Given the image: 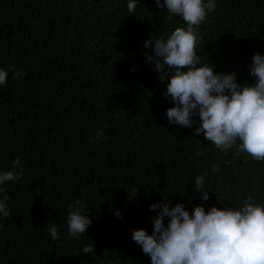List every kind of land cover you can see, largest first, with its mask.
<instances>
[{"label":"trees","instance_id":"16d2710c","mask_svg":"<svg viewBox=\"0 0 264 264\" xmlns=\"http://www.w3.org/2000/svg\"><path fill=\"white\" fill-rule=\"evenodd\" d=\"M214 2L199 26V63L250 85L252 57L264 55V0ZM128 3L0 0V68L8 72L0 85V174L22 168V179L0 185V201L9 197L0 264H151L132 231L151 234L165 200L190 213L197 205L239 208L249 196L264 205V161L217 149L195 132L198 115L192 127L167 118L175 104L144 42L186 23L155 0H136L134 14ZM12 65L26 75L14 78ZM70 205L85 206L91 220L75 237ZM90 244L94 252L83 253Z\"/></svg>","mask_w":264,"mask_h":264},{"label":"clouds","instance_id":"9594fccd","mask_svg":"<svg viewBox=\"0 0 264 264\" xmlns=\"http://www.w3.org/2000/svg\"><path fill=\"white\" fill-rule=\"evenodd\" d=\"M155 2L157 7H166L169 14L179 15L187 25L144 42V47L154 53L145 55L154 63L158 79L167 80L165 98L170 97L175 104L166 110L169 122L192 127L193 117L198 115L200 122L195 132L203 133L217 149L227 154L235 147L238 152L264 161V55L256 53L252 57L250 74L256 77L255 82L241 86L235 73H217L212 64L209 67L199 63L196 52L201 43L199 26L215 9L214 0ZM136 6V0H129L128 12L134 14ZM10 67L14 69V78L26 75L15 65ZM7 78L8 72L0 68V85L6 84ZM102 137L103 133L97 132L95 139ZM14 164L20 166V159ZM217 169L218 165L212 166L213 172ZM20 179L22 168L20 172L0 174V185ZM194 187L202 193L203 200L210 198L204 190L203 176L195 178ZM8 199L4 196L0 201L3 217L9 216ZM157 206L152 204L150 209L155 211ZM70 207L73 210L68 214V235L75 237L86 232L91 220L82 214L85 206ZM160 207L158 215L152 218L151 234L144 228L132 231L133 241L150 257L151 264H264V205L256 204L252 196L239 208L212 206L206 211L197 205L190 213L183 203L169 207L166 200ZM116 215H120L119 211ZM165 217L169 218L167 225ZM51 236L53 240L59 237L55 226L51 227ZM82 251L94 252L93 244Z\"/></svg>","mask_w":264,"mask_h":264}]
</instances>
